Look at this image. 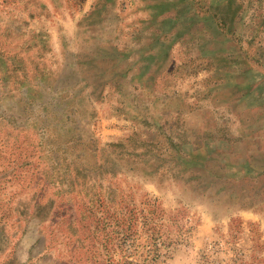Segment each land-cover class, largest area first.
I'll list each match as a JSON object with an SVG mask.
<instances>
[{
  "label": "rangeland",
  "instance_id": "374dc122",
  "mask_svg": "<svg viewBox=\"0 0 264 264\" xmlns=\"http://www.w3.org/2000/svg\"><path fill=\"white\" fill-rule=\"evenodd\" d=\"M261 56L264 0H0V259L264 264L209 97Z\"/></svg>",
  "mask_w": 264,
  "mask_h": 264
},
{
  "label": "crops",
  "instance_id": "0c3cea01",
  "mask_svg": "<svg viewBox=\"0 0 264 264\" xmlns=\"http://www.w3.org/2000/svg\"><path fill=\"white\" fill-rule=\"evenodd\" d=\"M253 66L227 68L220 83L210 89L211 99L221 98L236 115L235 141L240 154L237 170H246L264 186V56ZM230 90L232 91L230 93ZM0 264H30L28 257L0 259Z\"/></svg>",
  "mask_w": 264,
  "mask_h": 264
}]
</instances>
